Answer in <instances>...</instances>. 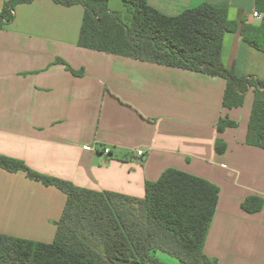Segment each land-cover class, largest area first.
I'll list each match as a JSON object with an SVG mask.
<instances>
[{
	"label": "crops",
	"instance_id": "crops-1",
	"mask_svg": "<svg viewBox=\"0 0 264 264\" xmlns=\"http://www.w3.org/2000/svg\"><path fill=\"white\" fill-rule=\"evenodd\" d=\"M122 1L110 0V9ZM204 1L149 3L177 15ZM256 1L230 0V18L260 25ZM83 15L80 4L34 0L0 28V154L80 187L137 197L167 168L208 179L220 193L206 254L219 264H264V206L242 207L249 195L264 198V147L246 143L254 88L242 106L225 108L221 76L79 46ZM262 53L239 32L224 36L223 61L238 75L264 79ZM221 117L238 125L220 132ZM66 200L56 186L0 168V233L52 242Z\"/></svg>",
	"mask_w": 264,
	"mask_h": 264
},
{
	"label": "trees",
	"instance_id": "trees-1",
	"mask_svg": "<svg viewBox=\"0 0 264 264\" xmlns=\"http://www.w3.org/2000/svg\"><path fill=\"white\" fill-rule=\"evenodd\" d=\"M5 0L0 28L15 18L21 3ZM84 7L78 45L140 61L200 71L226 79L225 108L239 107L253 87L255 98L246 143L264 147V79L238 75L222 58L224 36L239 32L252 47L264 52V18L256 26L230 18V0H206L177 15L166 14L149 0H123L131 22L109 7L110 0H53ZM264 11V0H257ZM68 69L63 59H56ZM238 122L221 117L218 131ZM219 138L216 150L224 153ZM0 168L25 171L31 179L56 186L67 200L60 219L54 221L55 238L40 241L0 233V264H168L159 252L183 264H219L205 252L206 238L214 219L220 188L203 177L167 168L155 181L146 182L144 197L98 191L41 173L24 160L0 154ZM264 198L249 195L242 207L249 213L262 210Z\"/></svg>",
	"mask_w": 264,
	"mask_h": 264
},
{
	"label": "rangeland",
	"instance_id": "rangeland-1",
	"mask_svg": "<svg viewBox=\"0 0 264 264\" xmlns=\"http://www.w3.org/2000/svg\"><path fill=\"white\" fill-rule=\"evenodd\" d=\"M113 2H115V0H113ZM122 2H123L122 8L120 10H117V11H119L122 14V18L125 22L130 23L131 22V14H130L129 10L127 9V6L125 5L124 1H122ZM261 54H263L262 51H261ZM159 257L164 262H166L168 264H183L178 259H176L175 257H172L166 253H159Z\"/></svg>",
	"mask_w": 264,
	"mask_h": 264
},
{
	"label": "built area",
	"instance_id": "built-area-1",
	"mask_svg": "<svg viewBox=\"0 0 264 264\" xmlns=\"http://www.w3.org/2000/svg\"><path fill=\"white\" fill-rule=\"evenodd\" d=\"M254 16H255V17H258V18H262V13L259 12V11H255V12H254ZM84 148H86V149H91L92 147H90V146H88V145H85ZM110 151H111L110 148H105V152H106V153H109ZM138 154H139V155H143V154H144V150H138Z\"/></svg>",
	"mask_w": 264,
	"mask_h": 264
}]
</instances>
